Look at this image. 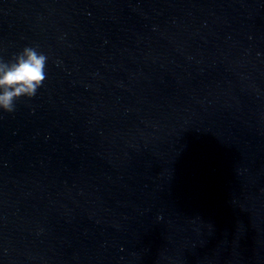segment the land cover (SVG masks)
<instances>
[{
  "label": "clouds",
  "instance_id": "clouds-1",
  "mask_svg": "<svg viewBox=\"0 0 264 264\" xmlns=\"http://www.w3.org/2000/svg\"><path fill=\"white\" fill-rule=\"evenodd\" d=\"M49 57L27 46L10 60L0 58V110L13 113L21 98L31 99L47 79Z\"/></svg>",
  "mask_w": 264,
  "mask_h": 264
}]
</instances>
